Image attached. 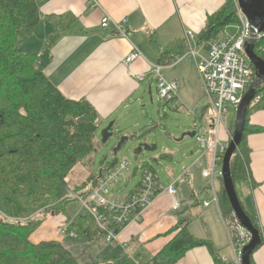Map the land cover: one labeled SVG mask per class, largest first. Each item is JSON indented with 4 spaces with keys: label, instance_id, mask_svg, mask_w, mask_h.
<instances>
[{
    "label": "crops",
    "instance_id": "crops-1",
    "mask_svg": "<svg viewBox=\"0 0 264 264\" xmlns=\"http://www.w3.org/2000/svg\"><path fill=\"white\" fill-rule=\"evenodd\" d=\"M33 2L38 9L39 21L34 31L22 39L19 49L25 47L28 51L23 54L39 56L49 48V63L44 69V75L60 94L70 101H86L96 112L99 131L113 122L114 133L122 131L121 135L127 136L132 129L140 126L130 119L131 116L134 117L139 109H144L150 99L153 101L154 90L157 100L156 84L150 74V67L159 64L162 56L166 61L181 52L189 31L196 37L192 41L193 46L197 45L198 35L204 29L207 17L217 12L225 0H99L98 6L93 9L88 7L89 0ZM104 16L113 22H122L123 29L130 33V42L116 35L111 24L101 28L100 21ZM66 18L74 21L55 43L49 45L50 37L58 30L59 20ZM130 43L139 50L141 57L129 66H124L123 61L131 51ZM165 70L164 78L178 85L180 106L198 110L205 92L193 60L188 59L187 62ZM153 118L154 114H149L144 119L148 124ZM247 122L251 128H260L262 132L251 133L246 138L248 179L238 184L236 191L244 212L264 232V101L252 107ZM223 130L221 142L225 144L230 140L232 125L228 128L224 125ZM162 158L168 161L173 159L172 155ZM184 159L186 162L180 167L178 175L170 169L164 170L167 183L160 181L155 171L162 185H168L186 172L184 183L175 185L177 193L174 196L160 194L139 222L130 224L120 233L117 243L108 245L104 240L95 242L113 246L114 250L121 247L124 258L150 259L175 236L174 229L178 222L188 220V226L193 217L179 219L178 215L195 212L192 211L194 201L186 199V205L181 209L177 196L179 193L182 197L188 193L191 196L196 193L201 195L207 185L203 172L210 166L211 154L199 150L189 152ZM216 181L219 182L215 186L216 192L220 193V181ZM206 201H211L209 195L197 198L196 204L200 207L194 217L201 216L203 228L199 233L191 235L208 240L219 258L230 260L232 254L230 249V253L225 251L229 240L220 212L213 204L204 207L202 203ZM175 203L178 209L172 212ZM50 223H42L32 238L35 237L37 241L63 242ZM41 230L43 232L37 235ZM187 230L192 232L189 227ZM262 238L263 243L251 255L252 264H264V236ZM87 244L91 248L96 243ZM97 256L90 259L111 261L98 260ZM118 256L119 253L112 260L119 259ZM176 264L215 263L205 247H197L188 251Z\"/></svg>",
    "mask_w": 264,
    "mask_h": 264
},
{
    "label": "trees",
    "instance_id": "trees-1",
    "mask_svg": "<svg viewBox=\"0 0 264 264\" xmlns=\"http://www.w3.org/2000/svg\"><path fill=\"white\" fill-rule=\"evenodd\" d=\"M38 21L39 13L33 0H0V264H176L197 247H205L215 264H224L208 240L188 233V220L177 223L175 236L150 259L119 258L105 262L89 259L80 263L57 241L32 242V236L42 225L33 220L37 212L47 209L51 217L65 216L66 204L74 201L67 198L70 192L67 176L75 165L82 164L89 169L86 183L93 186L95 174L90 167L101 144L97 139L99 123L94 109L84 100L64 98L44 75L49 63V48L39 56L20 51L18 41L28 37ZM73 21L72 18L59 20L58 30L50 37L49 45L55 43ZM234 24H238L235 1L225 0L217 12L207 17L197 40L207 44L219 38L224 28ZM185 48L186 43L173 57L182 54ZM254 53L260 57L256 47ZM165 59L162 56L159 64L166 66L173 58ZM250 68L255 74L251 64ZM257 89L264 90V86ZM253 106L259 105L251 103L248 108L242 141L229 163L237 198L236 186L248 179L246 138L251 133L262 132L248 125L247 117ZM234 130L235 121L230 140ZM220 185V215L223 219L232 218L222 179ZM238 201L240 203L239 198ZM248 218L259 231L261 245V230L252 218ZM21 219L27 221H19ZM68 231L88 241L103 240L102 232L86 213L70 219ZM249 262L252 264L251 257Z\"/></svg>",
    "mask_w": 264,
    "mask_h": 264
},
{
    "label": "built area",
    "instance_id": "built-area-1",
    "mask_svg": "<svg viewBox=\"0 0 264 264\" xmlns=\"http://www.w3.org/2000/svg\"><path fill=\"white\" fill-rule=\"evenodd\" d=\"M98 1L89 0L88 7L96 8ZM234 1L237 7V2ZM237 15L238 24L235 32H225L207 44L197 42V45L193 46L192 41L196 37L189 31L186 34V48L182 54L174 57L166 66L154 64L150 67V74L156 84L157 100L172 104L177 109L180 106L177 96L178 85L175 81H167L163 71L187 62L188 59L193 60L195 64L204 86L205 96L213 110V118L209 126L195 132L194 136L200 149L211 154L210 166L203 172L207 185L201 191V195H209L211 201L203 202L202 205L208 207L213 204L218 210L215 181L222 179V158L228 145L221 142L219 132L224 127L230 110L236 112L248 87L255 80V74L244 53L245 44L251 39L250 26L238 7ZM110 24L116 35L130 42V33L123 29L122 22H113L107 16L100 21L101 28H107ZM130 47L131 51L123 61L124 66H129L141 57L139 50L132 43ZM255 47L257 54L264 61V32L256 34L254 49ZM139 79L142 81L143 78ZM262 101H264V90L256 91L252 103L259 105ZM210 124L213 125L212 128ZM185 173L184 171L168 185H162L154 171L142 169L135 188L129 193L118 194L117 186L122 180L126 183L133 171L127 162L115 159L109 164L102 163L94 175L92 187L78 194L68 192L67 198L77 201L84 212L91 217L102 232L106 244H115L119 240L120 233L130 224L139 222L160 194L174 196L177 193L175 185L184 183ZM172 209L177 211L178 204L175 203ZM222 221L228 235L232 259L223 258L221 261L224 264H242L241 253L250 241V234L240 227L233 213L232 218H222ZM60 233L66 234L67 227L62 228ZM261 233L263 237L264 232ZM70 236L75 237L73 233H70Z\"/></svg>",
    "mask_w": 264,
    "mask_h": 264
},
{
    "label": "rangeland",
    "instance_id": "rangeland-1",
    "mask_svg": "<svg viewBox=\"0 0 264 264\" xmlns=\"http://www.w3.org/2000/svg\"><path fill=\"white\" fill-rule=\"evenodd\" d=\"M236 27V24L228 26L224 28L222 33H233L236 31ZM21 41L22 40L18 41V45L21 43ZM20 49L22 53H27L26 51H28V49L25 47H21ZM165 72H167V70L163 71V76H165ZM153 95L154 99L152 101V104L148 102V104H146L147 106L144 109H139V111L134 114V117L131 116L130 119H133V122H137V124L140 126L132 129L131 132L126 136H130L132 138L120 148V150L116 154V157L112 156V149L118 144L120 139L123 138L121 135L122 131H117L116 133H114V135L107 141L105 145L99 144L96 152L94 153V156L92 157L90 170L94 174L99 170L100 165L102 164L101 162L104 159L105 164H109L115 159L123 160L129 164V167L131 171H133V174H131L127 183H124L123 180L120 182V184L116 188V192L118 194L129 193V191L134 189L141 177V172L142 169H144V166L150 168L151 170H154V172L156 171L160 181L167 183V177L164 170L170 169L174 172L175 175H178L179 171H181L180 167L186 162L184 159L185 155L189 154V152H197L199 150L202 151V149H200V147L196 145L194 137H184V139H182L181 141L177 140L182 138V136L186 133L199 132L209 126V120L212 118L213 112L209 107L210 104L208 98L203 95L202 103L200 104V106H198V110H191V108H184L183 106H178V108L175 109L172 104H165L162 101H157L155 99V90L153 92ZM196 112L197 115L194 116ZM149 114H154V118L150 120V123L147 124L146 119L144 118ZM151 116L152 115H150L149 117ZM234 121L235 113L233 110H230V113L225 120V126H227V128L230 127L231 125H233ZM223 131L224 130L222 128L220 133L221 141V134ZM97 133V139L100 142L101 130H98ZM133 136H143L140 142L146 143L147 146H155V150L152 152H143L138 157V160L134 161V150L137 147V142L136 138H133ZM161 155H172L173 159L172 161H168L165 158H162ZM87 171L89 172V169H85L82 164L75 165L67 176V190L72 193H79L81 191L88 190L91 185L90 183H86L88 179ZM216 184L218 186L219 182L217 183L216 181L215 186ZM180 185L182 184L176 183V186ZM82 186L84 187L81 188ZM198 197H201V195L198 196L197 193L194 194V196H191L188 193L184 197H182V195L179 193V195L177 196L179 203H181V209H183L184 205H186V199L189 201H194V207L192 211L195 210V212L197 211V208L200 207L199 204H196L198 203ZM171 211L173 212L172 209ZM178 212H175V214ZM195 212L188 214L180 213L178 215L179 219H190L193 217V219H191L187 226V229L189 227V230L192 231L188 232L190 234L199 233L198 231H202L203 228L202 218L201 216L195 218ZM65 214V216L51 217L47 209H41V211L35 214L33 220L39 221L41 223H44L46 221L52 222L50 224H53V228L63 240L61 244L65 246V248H67L71 253L72 257H74L80 263H85L94 255H98L97 259L101 261H103L104 259L112 260L113 257L117 256V253H119L118 257L124 258V253L121 247H119L120 249L114 250L113 246H108L112 244L105 245L95 241L89 242L84 236L71 237V232L69 231L66 234H61L60 230L67 227L70 219L78 215H84L85 212L79 205V203L74 200L66 204ZM19 221L27 220L21 219ZM42 232L43 230L39 231L37 235H40ZM224 234L226 236L225 231ZM32 242L35 244L40 243L35 237L32 238ZM87 242L96 244H92L90 248ZM229 249V243L227 242V248L225 249V251L230 253Z\"/></svg>",
    "mask_w": 264,
    "mask_h": 264
},
{
    "label": "water",
    "instance_id": "water-1",
    "mask_svg": "<svg viewBox=\"0 0 264 264\" xmlns=\"http://www.w3.org/2000/svg\"><path fill=\"white\" fill-rule=\"evenodd\" d=\"M237 7L241 13L245 16L250 26L251 39L249 43L245 44L244 53L249 63L255 69V80L250 84L246 93L244 94L236 112H235V130L234 135L227 145L226 151L222 158L221 171H222V184L224 192L228 198L232 212L236 218V221L242 229L250 234L249 243L243 248L241 253L242 264H250L249 259L254 250L260 245V234L259 231L252 225L248 216L242 209L235 188L230 175V159L240 145L245 125V118L247 110L250 107L257 88L264 86V61L254 53L255 36L257 33L264 32V0H236ZM150 104L152 100L150 99ZM113 122H110L100 133V143L105 145L107 141L114 135ZM213 125L210 124V128ZM195 132L186 133L177 141H181L184 137L193 138ZM118 144L112 149V156L116 157L117 152L120 148L129 141L132 137L122 136ZM136 138L137 147L134 150V161L138 160V157L143 152H152L155 150V146H147L146 143L140 142L143 136H133Z\"/></svg>",
    "mask_w": 264,
    "mask_h": 264
}]
</instances>
